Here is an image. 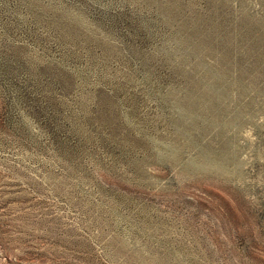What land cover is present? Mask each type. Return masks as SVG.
<instances>
[{"label":"rangeland","instance_id":"obj_1","mask_svg":"<svg viewBox=\"0 0 264 264\" xmlns=\"http://www.w3.org/2000/svg\"><path fill=\"white\" fill-rule=\"evenodd\" d=\"M0 264H264V0H0Z\"/></svg>","mask_w":264,"mask_h":264}]
</instances>
